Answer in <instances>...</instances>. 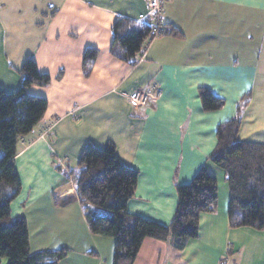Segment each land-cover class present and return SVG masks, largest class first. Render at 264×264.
<instances>
[{
	"label": "crops",
	"instance_id": "0c3cea01",
	"mask_svg": "<svg viewBox=\"0 0 264 264\" xmlns=\"http://www.w3.org/2000/svg\"><path fill=\"white\" fill-rule=\"evenodd\" d=\"M147 15L146 0H0V91L20 89L27 58L50 77L26 91L45 98L47 110L17 142L21 187L9 217L26 221L31 253L68 249L59 264H112L113 239L89 232L72 174L87 144L111 143L119 161L138 172L130 215L167 226L176 186L200 168L217 183L215 209L199 216L195 239L181 251L171 238L145 239L134 264H264V228L229 226V187L208 159L217 128L243 99L238 141L264 145V0H169L163 23L181 36L153 40L132 67L112 49V26ZM88 49L96 57L86 72ZM153 86L159 96L149 107L129 104L131 93ZM201 88L223 107L203 111Z\"/></svg>",
	"mask_w": 264,
	"mask_h": 264
},
{
	"label": "trees",
	"instance_id": "16d2710c",
	"mask_svg": "<svg viewBox=\"0 0 264 264\" xmlns=\"http://www.w3.org/2000/svg\"><path fill=\"white\" fill-rule=\"evenodd\" d=\"M150 32L149 18L119 19L112 26V49L119 50L122 54L119 59L134 67ZM162 32L181 36L178 30L164 23ZM95 57V50H86L82 61L84 71H89ZM19 73V90L0 91V258L7 259V264H59L67 257L68 249L31 253L26 221L9 217L10 203L21 187L14 167L17 142L33 132L47 110L45 98L31 96L26 91L45 87L50 81L47 74L38 71L32 58L25 59ZM199 99L205 112L218 111L224 103L205 88L199 89ZM246 103L243 99L237 105L235 117L217 128V143L208 159L223 171L229 187V226L261 230L264 228V145L238 141L240 112ZM72 174L89 232L113 239L112 264H134L145 239L166 242L171 238L175 250L181 251L187 240L198 236L199 216L212 213L217 202V183L200 168L189 183L176 186L177 204L167 226L128 214L127 205L135 197L138 172L119 161L111 143L104 148L87 144Z\"/></svg>",
	"mask_w": 264,
	"mask_h": 264
},
{
	"label": "built area",
	"instance_id": "2783aa9c",
	"mask_svg": "<svg viewBox=\"0 0 264 264\" xmlns=\"http://www.w3.org/2000/svg\"><path fill=\"white\" fill-rule=\"evenodd\" d=\"M168 1L169 0H146L148 15L145 18H149L151 32L149 38L143 44L140 54L153 40L163 36L162 25L164 5ZM158 96L159 94L157 93L155 86H153L148 90L134 91L128 96L127 100L133 108L139 109L149 107ZM218 264H228V262L226 260H222Z\"/></svg>",
	"mask_w": 264,
	"mask_h": 264
}]
</instances>
